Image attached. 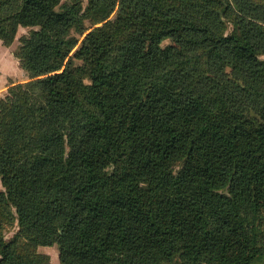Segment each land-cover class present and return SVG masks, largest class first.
<instances>
[{"label":"trees","instance_id":"obj_1","mask_svg":"<svg viewBox=\"0 0 264 264\" xmlns=\"http://www.w3.org/2000/svg\"><path fill=\"white\" fill-rule=\"evenodd\" d=\"M6 22L38 28L0 97V264L53 243L61 264H264V0H0Z\"/></svg>","mask_w":264,"mask_h":264},{"label":"rangeland","instance_id":"obj_2","mask_svg":"<svg viewBox=\"0 0 264 264\" xmlns=\"http://www.w3.org/2000/svg\"><path fill=\"white\" fill-rule=\"evenodd\" d=\"M69 0H60V3ZM82 6L85 7L87 0H81ZM117 7V6H116ZM116 7L110 15L113 18L116 13ZM58 8V6L56 7ZM12 9V5H2L1 14H8ZM86 25H89V21H85ZM99 25V24H98ZM5 28L7 30V39L0 36V97H3L9 86L22 83L31 79L29 72L23 67L21 62V57L25 53V48L23 45V38L28 36L30 31L38 28V26H22L16 25L12 26L11 23L6 22ZM13 28V29H12ZM232 28V23L227 20L225 23V32L230 31ZM71 34L78 37L79 42L82 39V35L78 34L75 30H71ZM171 42L170 39L162 40V45H167ZM77 48V47H76ZM74 48L71 54L76 50ZM261 59H264V52L259 55ZM74 62L77 65H81L82 61L75 58ZM88 82L87 79H85ZM2 188L0 183V189ZM0 230L4 234L7 240H12L18 231V224L14 217H1L0 216ZM37 253L47 256L48 264H61L59 259V246L56 243L51 245L39 244L35 248Z\"/></svg>","mask_w":264,"mask_h":264}]
</instances>
